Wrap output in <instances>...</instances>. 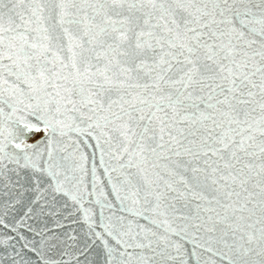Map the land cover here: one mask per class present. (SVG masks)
I'll return each instance as SVG.
<instances>
[{"label": "snow or ice", "instance_id": "obj_1", "mask_svg": "<svg viewBox=\"0 0 264 264\" xmlns=\"http://www.w3.org/2000/svg\"><path fill=\"white\" fill-rule=\"evenodd\" d=\"M0 264H264V0H0Z\"/></svg>", "mask_w": 264, "mask_h": 264}]
</instances>
